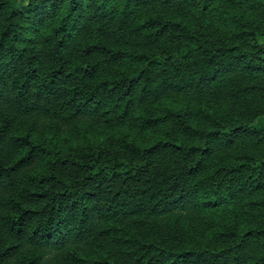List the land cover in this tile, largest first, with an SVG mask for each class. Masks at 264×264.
Wrapping results in <instances>:
<instances>
[{"label":"trees","instance_id":"16d2710c","mask_svg":"<svg viewBox=\"0 0 264 264\" xmlns=\"http://www.w3.org/2000/svg\"><path fill=\"white\" fill-rule=\"evenodd\" d=\"M264 0H0V264H264Z\"/></svg>","mask_w":264,"mask_h":264},{"label":"rangeland","instance_id":"374dc122","mask_svg":"<svg viewBox=\"0 0 264 264\" xmlns=\"http://www.w3.org/2000/svg\"><path fill=\"white\" fill-rule=\"evenodd\" d=\"M256 101L260 105L264 104V99L257 98ZM252 124H254V126L256 127L264 124V107L261 109L259 114L252 120Z\"/></svg>","mask_w":264,"mask_h":264}]
</instances>
